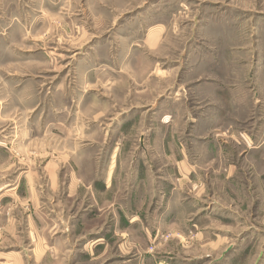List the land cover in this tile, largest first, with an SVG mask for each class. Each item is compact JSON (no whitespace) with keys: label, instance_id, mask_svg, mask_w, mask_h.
<instances>
[{"label":"rangeland","instance_id":"rangeland-1","mask_svg":"<svg viewBox=\"0 0 264 264\" xmlns=\"http://www.w3.org/2000/svg\"><path fill=\"white\" fill-rule=\"evenodd\" d=\"M81 166L153 185L145 263L264 264V0H0V185Z\"/></svg>","mask_w":264,"mask_h":264},{"label":"crops","instance_id":"crops-1","mask_svg":"<svg viewBox=\"0 0 264 264\" xmlns=\"http://www.w3.org/2000/svg\"><path fill=\"white\" fill-rule=\"evenodd\" d=\"M81 167L80 177L73 171L60 192L64 201L73 198L79 201L77 212L72 213V217L64 213L65 210L57 211L54 203L43 211L38 199L43 191L32 180L15 183L13 186L8 183L0 185V222L6 220L5 230L0 232L1 264H27L30 258L35 264H91L95 260L100 264L149 263H145L147 259L144 261L142 255L138 256L139 250L146 249L147 245L137 240L136 210L140 205L136 206V202L144 200V203L147 197L150 202V188L153 185L137 178L132 171L127 173L129 179L126 175L122 179V176L118 177L108 166L103 170L104 174L99 171V175L91 174L94 170L92 166ZM58 177L53 168L47 173L46 180L53 187L52 192L58 191ZM12 199L16 203L7 209L14 202ZM23 200L27 204L31 201L33 205L28 216L34 222L31 229L34 233L29 232L30 230L26 234L20 232L23 224L18 221V212H24L25 207H21ZM44 201L49 203L47 199ZM17 202L20 203L19 207ZM35 219L38 221L35 222ZM37 225H44L38 230L40 232L35 229L40 228ZM142 229L144 231L140 233L147 235L146 227L143 226ZM20 241L26 244H18ZM10 244L16 246L12 247ZM78 254H88V263L79 262L78 258L68 261L69 255ZM159 263L166 264L163 260L157 264Z\"/></svg>","mask_w":264,"mask_h":264}]
</instances>
